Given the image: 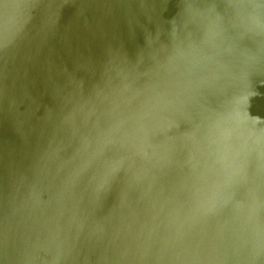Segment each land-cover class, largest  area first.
Masks as SVG:
<instances>
[{"label":"water","instance_id":"1","mask_svg":"<svg viewBox=\"0 0 264 264\" xmlns=\"http://www.w3.org/2000/svg\"><path fill=\"white\" fill-rule=\"evenodd\" d=\"M0 264H264V0H0Z\"/></svg>","mask_w":264,"mask_h":264}]
</instances>
